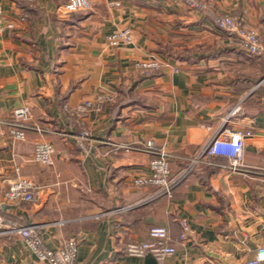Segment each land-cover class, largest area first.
Here are the masks:
<instances>
[{
	"label": "crops",
	"instance_id": "obj_1",
	"mask_svg": "<svg viewBox=\"0 0 264 264\" xmlns=\"http://www.w3.org/2000/svg\"><path fill=\"white\" fill-rule=\"evenodd\" d=\"M1 1L15 28L0 32V120L29 105L40 131L31 127L18 140L0 124V213L41 226L51 249L77 238V264L253 260L264 246V55L245 53L217 20L235 17L264 38V0H89L75 12L65 9L68 0ZM125 28L133 43L108 47L106 37ZM150 58L163 66L143 75L137 64ZM102 92L111 102L76 113ZM238 129L252 132L243 169L232 171L222 157L214 159L220 166L202 159L213 138ZM83 132L87 151L77 142ZM149 140L170 154L174 178L200 157L172 197L135 184L150 175L140 148ZM38 141L54 145L53 165L35 161ZM18 175L40 187L36 202L6 200ZM153 227L169 231L175 255L128 252ZM0 264L48 263L20 235L0 229Z\"/></svg>",
	"mask_w": 264,
	"mask_h": 264
},
{
	"label": "built area",
	"instance_id": "obj_2",
	"mask_svg": "<svg viewBox=\"0 0 264 264\" xmlns=\"http://www.w3.org/2000/svg\"><path fill=\"white\" fill-rule=\"evenodd\" d=\"M29 2L31 0H21ZM112 5H119L118 2ZM65 9L75 12L89 7V0H68L64 5ZM27 15H23L21 20H26ZM217 26L225 32L231 39L236 41L240 48L252 56L264 55V38L256 30L247 27L241 20L229 15H223L217 20ZM15 24L5 15L3 3L0 0V32L13 30ZM133 43L132 30L125 28L117 30L106 37V44L110 48H119ZM163 64L156 58H150L140 61L137 64L139 71L143 75H148L153 71L160 70ZM112 96L106 93L98 94L96 101H85L75 108L76 113L85 117L88 112L95 108L101 110L103 106L111 102ZM240 111V107H235L231 115ZM33 113L29 105L16 109L9 119L0 120V124L6 125L11 136L18 140L26 139L27 129L34 127L40 131L37 125L32 124ZM32 125V126H31ZM223 137L213 138L203 149L202 159H207V163L213 166H220L214 159L219 157L226 158L229 161L232 171H240L244 168V148L246 138L252 135V132L238 130H224ZM90 136L87 132L81 133L77 137L79 147L87 151V143ZM130 149L132 147L123 146ZM150 156L149 167L150 175L139 177L135 180L138 186H153L157 188V196L172 197L174 188L183 178L188 176L195 164L199 162L200 157L193 160L189 167L182 171L177 178L172 177L170 169V154L163 148L156 145L155 141L149 140L140 147ZM55 147L47 141H38L35 145L34 159L43 166H51L54 162ZM213 159V160H212ZM40 187L32 180L18 175L9 182V187L5 192V198L9 202L32 203L39 198ZM122 211V210H119ZM182 233L179 236L181 241L185 240L188 224L181 222ZM0 229L20 235L39 261L48 264H77L79 253V240L75 237L65 240L57 249L49 248L42 237L41 226L36 224L21 223L18 220H10L0 213ZM149 240L140 243L131 244L128 252L131 255L142 256L151 253L157 260H162L166 256H172L177 253V249L171 244L169 231L162 227H153L149 231ZM247 264H264V246L257 249L255 258Z\"/></svg>",
	"mask_w": 264,
	"mask_h": 264
},
{
	"label": "rangeland",
	"instance_id": "obj_3",
	"mask_svg": "<svg viewBox=\"0 0 264 264\" xmlns=\"http://www.w3.org/2000/svg\"><path fill=\"white\" fill-rule=\"evenodd\" d=\"M114 6H119V5H114ZM107 45V44H106Z\"/></svg>",
	"mask_w": 264,
	"mask_h": 264
}]
</instances>
